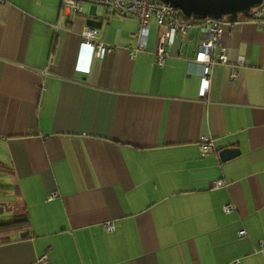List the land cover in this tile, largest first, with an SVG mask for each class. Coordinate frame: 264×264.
Returning <instances> with one entry per match:
<instances>
[{
  "label": "crops",
  "instance_id": "crops-1",
  "mask_svg": "<svg viewBox=\"0 0 264 264\" xmlns=\"http://www.w3.org/2000/svg\"><path fill=\"white\" fill-rule=\"evenodd\" d=\"M80 7L0 0V188L13 190L0 214L26 213L30 233L0 243V264H264V29L222 21L228 63L201 96L196 24L161 68L153 19L132 58L136 18ZM87 30L110 51L82 73Z\"/></svg>",
  "mask_w": 264,
  "mask_h": 264
},
{
  "label": "built area",
  "instance_id": "built-area-1",
  "mask_svg": "<svg viewBox=\"0 0 264 264\" xmlns=\"http://www.w3.org/2000/svg\"><path fill=\"white\" fill-rule=\"evenodd\" d=\"M86 2L93 5H103L112 8L119 16L132 17L138 20V30L134 34L137 39V45L134 49L129 50L130 57H134L138 52L145 50L147 38L149 36L150 20H154L159 28H163L164 34L159 38L157 48L155 50V62L159 67L164 66L167 53L165 47L173 44L177 33H185L186 27L191 23L182 22V14L179 10L172 9L168 5L161 3L159 0H62V11L70 18L81 13V3ZM250 20L264 29V2L249 14ZM222 21L204 20L198 21L196 25L199 27L201 35L196 50L194 63L201 66V76L199 80L198 91L201 96H205L209 90V73L212 66L225 65L228 59L220 47V37L222 33ZM98 33L95 30H87L82 33V41L79 45L78 57L75 69L82 73L90 70L93 58L102 59L104 55L110 51L102 44L96 45L93 41L94 36ZM238 65H244L243 59L239 58ZM46 75V73H44ZM213 144L208 137H201L199 141L200 156L204 157L213 152ZM223 182L217 181L214 187H222ZM54 195H50L47 200L50 201ZM233 210L231 205L223 207L225 213ZM105 230L110 232L113 230L112 224H107ZM239 237L245 236L244 231L238 232ZM262 247L264 242L262 241ZM44 260L45 257H42ZM238 264V263H235Z\"/></svg>",
  "mask_w": 264,
  "mask_h": 264
},
{
  "label": "water",
  "instance_id": "water-1",
  "mask_svg": "<svg viewBox=\"0 0 264 264\" xmlns=\"http://www.w3.org/2000/svg\"><path fill=\"white\" fill-rule=\"evenodd\" d=\"M172 9L179 10L183 17L196 21L213 20L233 23L240 16H247L249 12L259 7L264 0H159ZM238 155L234 149H224L220 152V159L228 161ZM0 212L2 209L0 208Z\"/></svg>",
  "mask_w": 264,
  "mask_h": 264
},
{
  "label": "trees",
  "instance_id": "trees-1",
  "mask_svg": "<svg viewBox=\"0 0 264 264\" xmlns=\"http://www.w3.org/2000/svg\"><path fill=\"white\" fill-rule=\"evenodd\" d=\"M239 19L250 20V16H240ZM182 22L196 24L198 21L182 16ZM29 236V219L26 213L15 214L9 220L0 222V243L10 242L13 239L24 240Z\"/></svg>",
  "mask_w": 264,
  "mask_h": 264
},
{
  "label": "rangeland",
  "instance_id": "rangeland-1",
  "mask_svg": "<svg viewBox=\"0 0 264 264\" xmlns=\"http://www.w3.org/2000/svg\"><path fill=\"white\" fill-rule=\"evenodd\" d=\"M0 181H3L4 182V178H0ZM5 181H7L6 179H5ZM0 190H1V193H2V195H1V193H0V202L1 203H4V200H7V202H9L11 199H13V194H12V192H13V190L12 189H10V188H8V187H4V188H0ZM20 209V208H19ZM7 210H8V208H7ZM16 211H18V210H15V212ZM19 212H21V210L19 211ZM8 215V214H7ZM11 218V216H7L6 217V214H0V220H9Z\"/></svg>",
  "mask_w": 264,
  "mask_h": 264
}]
</instances>
